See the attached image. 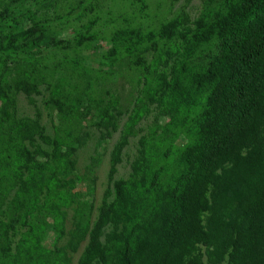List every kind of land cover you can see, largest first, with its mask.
Wrapping results in <instances>:
<instances>
[{
	"label": "rangeland",
	"instance_id": "rangeland-1",
	"mask_svg": "<svg viewBox=\"0 0 264 264\" xmlns=\"http://www.w3.org/2000/svg\"><path fill=\"white\" fill-rule=\"evenodd\" d=\"M246 1L0 0V264H76L88 237L73 236L130 179L141 144L140 190L179 213L202 175L186 163L210 92L197 79L219 49L200 34Z\"/></svg>",
	"mask_w": 264,
	"mask_h": 264
},
{
	"label": "trees",
	"instance_id": "trees-1",
	"mask_svg": "<svg viewBox=\"0 0 264 264\" xmlns=\"http://www.w3.org/2000/svg\"><path fill=\"white\" fill-rule=\"evenodd\" d=\"M213 35L218 54L197 79L210 87L201 140L186 158L202 172L199 181L178 198V214L173 202L153 199L140 190L149 172L141 144L130 179L114 182L113 200L73 236L80 233L75 246L88 237L76 264H264V0H247L200 37ZM125 139L112 154L110 178ZM6 246L1 260L11 258ZM68 261L61 255L60 264Z\"/></svg>",
	"mask_w": 264,
	"mask_h": 264
}]
</instances>
